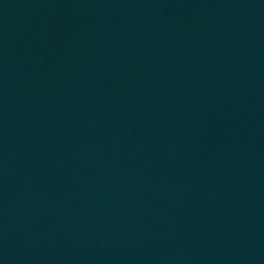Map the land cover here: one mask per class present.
<instances>
[{"label":"water","instance_id":"1","mask_svg":"<svg viewBox=\"0 0 264 264\" xmlns=\"http://www.w3.org/2000/svg\"><path fill=\"white\" fill-rule=\"evenodd\" d=\"M0 264H264V0H0Z\"/></svg>","mask_w":264,"mask_h":264}]
</instances>
